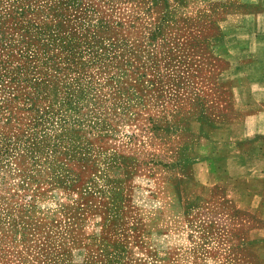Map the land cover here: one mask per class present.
<instances>
[{"label": "rangeland", "instance_id": "1", "mask_svg": "<svg viewBox=\"0 0 264 264\" xmlns=\"http://www.w3.org/2000/svg\"><path fill=\"white\" fill-rule=\"evenodd\" d=\"M259 60L264 0H0V264H59L84 237L74 264H190L144 255L163 229L175 251L212 229L228 249L227 208L167 224L173 179Z\"/></svg>", "mask_w": 264, "mask_h": 264}, {"label": "crops", "instance_id": "2", "mask_svg": "<svg viewBox=\"0 0 264 264\" xmlns=\"http://www.w3.org/2000/svg\"><path fill=\"white\" fill-rule=\"evenodd\" d=\"M259 61L263 64L264 60ZM255 80L264 81V68L233 80L230 86L232 115L199 121L204 132L201 141L190 156L181 160L173 179L183 214L179 218H168L167 224L178 223L188 231L190 225L198 224L195 219L198 209L195 211L192 207L227 208L225 220L231 242L228 249L221 250L215 243L217 233L212 229L214 243L211 245L207 244L197 253L175 251L170 245L171 232L163 229L157 240L166 246L156 251L151 247L154 240L147 241L148 247L144 248L147 257L161 255L170 261L174 253L180 258L189 255L190 264H264V93L254 91ZM240 85L250 88H238ZM181 234L188 237L187 232L181 231ZM75 241L84 242L86 248L89 239L68 240V246L57 256V263H75ZM92 258L90 253L85 254L82 264H109L103 261L105 255L99 260Z\"/></svg>", "mask_w": 264, "mask_h": 264}]
</instances>
